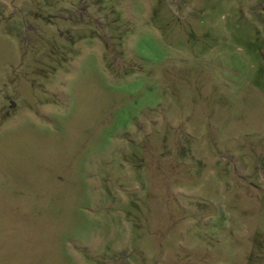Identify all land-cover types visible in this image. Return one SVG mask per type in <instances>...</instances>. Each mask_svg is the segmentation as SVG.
<instances>
[{"label":"rangeland","instance_id":"1","mask_svg":"<svg viewBox=\"0 0 264 264\" xmlns=\"http://www.w3.org/2000/svg\"><path fill=\"white\" fill-rule=\"evenodd\" d=\"M0 264H264V0H0Z\"/></svg>","mask_w":264,"mask_h":264},{"label":"water","instance_id":"2","mask_svg":"<svg viewBox=\"0 0 264 264\" xmlns=\"http://www.w3.org/2000/svg\"><path fill=\"white\" fill-rule=\"evenodd\" d=\"M12 106H13V104H12Z\"/></svg>","mask_w":264,"mask_h":264}]
</instances>
